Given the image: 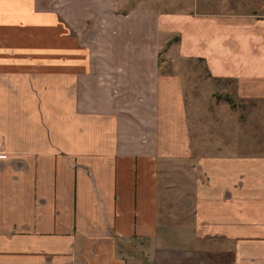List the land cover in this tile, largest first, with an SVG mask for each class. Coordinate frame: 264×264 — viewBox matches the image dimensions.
I'll list each match as a JSON object with an SVG mask.
<instances>
[{
	"label": "crops",
	"instance_id": "crops-1",
	"mask_svg": "<svg viewBox=\"0 0 264 264\" xmlns=\"http://www.w3.org/2000/svg\"><path fill=\"white\" fill-rule=\"evenodd\" d=\"M203 1L0 0V264H264V153L200 151L159 66L201 59L264 103V0Z\"/></svg>",
	"mask_w": 264,
	"mask_h": 264
},
{
	"label": "rangeland",
	"instance_id": "rangeland-1",
	"mask_svg": "<svg viewBox=\"0 0 264 264\" xmlns=\"http://www.w3.org/2000/svg\"><path fill=\"white\" fill-rule=\"evenodd\" d=\"M138 1L139 7L151 12L161 10L186 11L189 7L195 8V11H202L203 9L215 10L219 8L215 1L210 2L204 8L202 7L203 0ZM127 2V9L135 6L137 3L136 0H127ZM239 3H241L239 7L242 10L249 11L248 8L251 3L248 0H240L237 2V5ZM8 37V33L0 37V44L3 46L0 48L6 49L3 41L9 40ZM164 67L165 71L178 72L184 78L187 107L193 108L196 111L197 130L202 136L199 139L200 151L215 153L219 150L217 147L221 141L224 143L238 141V144H240L239 149L254 147L257 153H264V112H261V110H264V103H255V107L250 105V103L242 105L235 95L234 84L230 82L228 84L217 82L207 72L205 65L201 61L189 62L177 60L176 69H173L169 62L168 64L165 63ZM225 93L232 95L238 104L236 108H239V112L232 111L229 103L224 98L221 100L217 99V94L224 96ZM241 108L247 109L243 110ZM195 120L191 113V121L195 122ZM226 122L228 131L226 129L221 131V125L223 123L226 124ZM193 140L195 141L196 139L193 138ZM194 147H196V143H194ZM187 168L189 167L185 166V164H180L175 168L179 173L170 178L173 184L181 187L182 183L188 184L191 181L188 177L189 172ZM179 196L181 197L182 194Z\"/></svg>",
	"mask_w": 264,
	"mask_h": 264
},
{
	"label": "trees",
	"instance_id": "trees-1",
	"mask_svg": "<svg viewBox=\"0 0 264 264\" xmlns=\"http://www.w3.org/2000/svg\"><path fill=\"white\" fill-rule=\"evenodd\" d=\"M173 41H177V38L173 39ZM171 43H172V41L169 42L167 44V46H169ZM162 55H163V52H161V54H160L161 58L159 59V66L161 67V71L163 73H167V72H165V67H164V64H165L166 60L162 57ZM199 61H201V59ZM168 72H170V70H168ZM222 98H224V100L229 103V105H230V107L232 109H235L237 107L236 103H235V101H234V99H233V97L231 96L230 93L226 94L225 96H222L221 94H217V99L218 100H221Z\"/></svg>",
	"mask_w": 264,
	"mask_h": 264
}]
</instances>
